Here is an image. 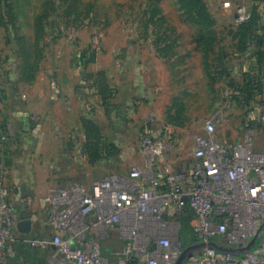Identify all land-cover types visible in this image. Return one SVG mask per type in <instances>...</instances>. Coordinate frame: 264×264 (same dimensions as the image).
Masks as SVG:
<instances>
[{"label":"built area","instance_id":"obj_1","mask_svg":"<svg viewBox=\"0 0 264 264\" xmlns=\"http://www.w3.org/2000/svg\"><path fill=\"white\" fill-rule=\"evenodd\" d=\"M237 16H248L239 7ZM257 107V106H256ZM1 108V105H0ZM246 118L241 139L219 136V114L206 119L203 134H194L184 159L171 156L168 140L174 128L165 122L160 131L144 128L127 154L135 159L127 170L104 169L91 182L76 178L50 186L43 196L41 220L46 232L31 236L34 220L19 214L9 170L4 164L10 127L0 124V264L18 257L25 245L43 264H264V145L256 147V123ZM260 125V126H261ZM165 128V129H164ZM87 175L99 170V162ZM132 159V160H133ZM31 220V229L19 224ZM37 221V219H35ZM188 228L191 242L183 245L180 232ZM108 239L121 244L122 252L110 255ZM245 252L221 250L246 248Z\"/></svg>","mask_w":264,"mask_h":264},{"label":"rangeland","instance_id":"obj_2","mask_svg":"<svg viewBox=\"0 0 264 264\" xmlns=\"http://www.w3.org/2000/svg\"><path fill=\"white\" fill-rule=\"evenodd\" d=\"M239 7L244 8L248 16L245 20L237 16ZM252 15L259 23L264 22L260 5L255 0H0V105L6 108L10 103L24 100L43 103V99H33L38 97L37 90L44 86L63 84L81 87L84 94L97 92L99 71L93 64L89 66L88 57L102 51L105 31L114 32L118 24L127 25L126 28L131 25L128 33L141 39H172L174 47L170 46L168 52L175 49L191 53L187 65L191 71L192 91L189 104L184 105L183 110L185 121L189 123L183 129L174 128L168 140L171 156L187 157L192 136L203 134L205 120L215 114L222 119L218 126L219 136L241 139L247 130L246 118L264 120V95H258V100L256 97L250 99L247 104L230 106L221 104L220 98L223 93L225 101L233 100L228 84L231 66L242 72L253 71L256 56L264 55V41L250 38L244 44L239 37H231L232 32L225 31V26L239 27ZM87 33H91L88 47ZM259 35L263 37L262 32ZM218 49L226 58V53L233 56L231 66L219 55ZM215 74L224 77L222 88ZM237 79L241 80V75ZM11 94L15 95L13 100ZM84 112L79 119L87 116L85 118L103 126L95 109L87 107ZM256 124L255 144L262 147L264 125ZM134 160L117 155L102 158L96 177L102 175L107 166L127 170ZM78 176L74 170L65 178L69 181ZM105 250L113 255L123 249L121 244L108 239Z\"/></svg>","mask_w":264,"mask_h":264},{"label":"crops","instance_id":"obj_3","mask_svg":"<svg viewBox=\"0 0 264 264\" xmlns=\"http://www.w3.org/2000/svg\"><path fill=\"white\" fill-rule=\"evenodd\" d=\"M255 1L264 17V0ZM118 25L114 32L102 34V51L93 53L87 60H90L89 66L93 64L99 71L97 92L93 90L84 94L81 87H65L63 84L60 87L44 86L37 90L39 99H33H43V103L24 100L0 108V124L6 122L10 127L5 144L7 154L3 157L9 170L7 181L13 189L17 212L29 214L34 220L31 236L46 232L42 226L41 208L43 196L50 186L67 183L65 177L74 170L79 176L69 181L84 178L91 182L97 178V170L90 177L87 175L94 167L89 165L83 153L86 134L83 118L79 117L85 114L87 107L95 109L97 119L103 124L100 126L103 135L123 148L125 155L144 128H152L158 133L169 112L174 114L181 105L189 104L192 90L187 62L189 64L191 53L175 49L168 52L170 46L174 47L172 39H141L128 33L131 25L128 28L127 25ZM225 28V31L232 30L231 37L235 38L237 27L226 25ZM256 29L258 34H263L257 38V42H261L264 40V22ZM90 34L87 33L85 38L87 47L91 42ZM216 51L231 66L233 56L226 53V58L219 49ZM261 62L264 65V59ZM231 68L239 78L240 68L234 65ZM223 78L215 74V79L221 81L220 88L224 85ZM223 95L221 104H239L232 99L225 101ZM133 158L141 159L137 153ZM23 185H26L24 190ZM17 188L20 189L17 191ZM19 250L18 257L9 264H43L41 252L33 260L27 246L20 245Z\"/></svg>","mask_w":264,"mask_h":264},{"label":"trees","instance_id":"obj_4","mask_svg":"<svg viewBox=\"0 0 264 264\" xmlns=\"http://www.w3.org/2000/svg\"><path fill=\"white\" fill-rule=\"evenodd\" d=\"M259 22L254 15L250 17L246 22L240 24L235 30V36L239 37V41L247 44L248 39L262 37L257 33V26ZM229 32H233L229 30ZM264 41V40H263ZM224 56V53L221 52ZM264 59V55L256 56L255 62H253V71L241 72V80L237 79L236 74L232 71L228 73L229 88L232 90V98L234 101H238L242 104L249 103L250 99H257L260 94L264 95V65L261 60ZM233 93H235L233 95ZM174 114L168 113L167 121L174 124L184 125L186 123L183 116L184 105L176 109ZM83 128L86 134L84 143V150L89 155L90 161L99 162L102 158H108L112 155H119V146L107 139L103 133L100 125L93 119L84 118L82 120ZM180 238L183 245H187L191 242V233L188 228H183L180 232Z\"/></svg>","mask_w":264,"mask_h":264},{"label":"water","instance_id":"obj_5","mask_svg":"<svg viewBox=\"0 0 264 264\" xmlns=\"http://www.w3.org/2000/svg\"><path fill=\"white\" fill-rule=\"evenodd\" d=\"M25 187H26V186L23 185L22 189L24 190ZM31 225H32L31 220L28 219V220H25V221L20 222V224H19V228H20V230H22V231H29V230L31 229ZM253 243H254V240L251 242V244H250L249 246H247L246 248H241V249L223 248V247L218 246V244L215 243V242H212L211 245H213V246H215V247H217V248H219V249H221V250L230 251V252H239V253H241V252H245L246 250H249L250 247H251V245H252ZM204 246H205V244H199V245H195V246H191V247L187 248V249L183 252V254L181 255V257H180V259L178 260L177 264H181V263H182V260L184 259V257H185L186 255L192 254L193 251L198 250V249H201V248L204 247Z\"/></svg>","mask_w":264,"mask_h":264}]
</instances>
